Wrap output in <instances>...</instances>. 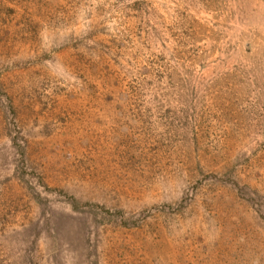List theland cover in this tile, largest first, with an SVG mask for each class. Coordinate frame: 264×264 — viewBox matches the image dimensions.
<instances>
[{
    "label": "rangeland",
    "instance_id": "1",
    "mask_svg": "<svg viewBox=\"0 0 264 264\" xmlns=\"http://www.w3.org/2000/svg\"><path fill=\"white\" fill-rule=\"evenodd\" d=\"M0 264H264V0H0Z\"/></svg>",
    "mask_w": 264,
    "mask_h": 264
},
{
    "label": "trees",
    "instance_id": "2",
    "mask_svg": "<svg viewBox=\"0 0 264 264\" xmlns=\"http://www.w3.org/2000/svg\"><path fill=\"white\" fill-rule=\"evenodd\" d=\"M14 145H16L15 147L19 150V152H20L22 158L25 159V149L23 148L22 144L19 143V142H17L16 140H14ZM24 159H22L23 162H25Z\"/></svg>",
    "mask_w": 264,
    "mask_h": 264
}]
</instances>
